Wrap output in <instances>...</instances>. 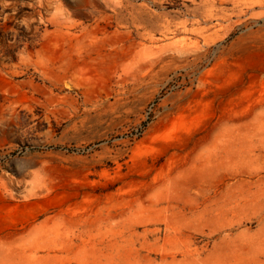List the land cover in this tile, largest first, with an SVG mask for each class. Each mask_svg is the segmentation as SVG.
I'll list each match as a JSON object with an SVG mask.
<instances>
[{
  "label": "rangeland",
  "instance_id": "obj_1",
  "mask_svg": "<svg viewBox=\"0 0 264 264\" xmlns=\"http://www.w3.org/2000/svg\"><path fill=\"white\" fill-rule=\"evenodd\" d=\"M2 26L0 264H264V0H0Z\"/></svg>",
  "mask_w": 264,
  "mask_h": 264
},
{
  "label": "trees",
  "instance_id": "obj_2",
  "mask_svg": "<svg viewBox=\"0 0 264 264\" xmlns=\"http://www.w3.org/2000/svg\"><path fill=\"white\" fill-rule=\"evenodd\" d=\"M3 29H4V27L2 26L1 28H0V42L2 43V44H6L7 45V43H8V41L10 40V34H8V37L6 38L5 37V34H3ZM16 51V50H15ZM13 57V59H16V55L14 54V56H12Z\"/></svg>",
  "mask_w": 264,
  "mask_h": 264
}]
</instances>
